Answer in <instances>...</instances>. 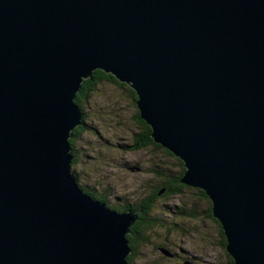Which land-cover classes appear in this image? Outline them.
Returning a JSON list of instances; mask_svg holds the SVG:
<instances>
[{
    "label": "water",
    "instance_id": "1",
    "mask_svg": "<svg viewBox=\"0 0 264 264\" xmlns=\"http://www.w3.org/2000/svg\"><path fill=\"white\" fill-rule=\"evenodd\" d=\"M96 70L135 91L234 264H264V0H0V264H128L140 213L71 171Z\"/></svg>",
    "mask_w": 264,
    "mask_h": 264
},
{
    "label": "rangeland",
    "instance_id": "2",
    "mask_svg": "<svg viewBox=\"0 0 264 264\" xmlns=\"http://www.w3.org/2000/svg\"><path fill=\"white\" fill-rule=\"evenodd\" d=\"M82 107L83 129L73 139L74 155L71 154L76 159V168L71 171L76 170V178L80 174L81 187H88L107 199L109 209L127 202L139 203L158 185L155 171H159V184L163 178L171 180L183 173L184 163L160 145L159 150L132 148L141 125L128 89L104 82ZM207 207L193 188L156 203L155 212L163 225L149 244L138 248L134 264H234L222 247L219 226L203 218ZM181 209L198 217L192 218L193 213L182 214Z\"/></svg>",
    "mask_w": 264,
    "mask_h": 264
},
{
    "label": "trees",
    "instance_id": "3",
    "mask_svg": "<svg viewBox=\"0 0 264 264\" xmlns=\"http://www.w3.org/2000/svg\"><path fill=\"white\" fill-rule=\"evenodd\" d=\"M104 82H112L119 84L120 87L123 89H128L129 95L131 97V100L133 101L134 104H136L137 101V95L135 91L130 89L129 87L127 88L126 84L120 83L116 78L113 77L111 74H106L101 70H96L94 71L90 78L85 80L82 84L80 92L76 96L75 103L82 109V104L85 103L90 97L95 93L99 87L100 84ZM137 107V106H136ZM136 118L139 121V124L141 125L140 131L137 133V135H134L135 139V144L132 146V148H139V149H144V148H150L154 147L157 148L158 150L161 148L158 144H156L153 139L151 138L152 130L151 127L148 126L146 122H144L141 117L140 113L137 109L136 112ZM83 129V127H78L76 128L75 131L72 132V137L69 141L70 147H71V153L73 152V145L74 141L73 139L79 136V131ZM130 150L128 147L126 148ZM74 155V152H73ZM74 157V156H73ZM182 165L183 163L176 158ZM72 170L73 168H76V159L72 160ZM73 173V177L76 180L78 186L83 190L85 194L88 196L92 197L94 200L101 201L102 203L107 204V199H105L102 196H99L96 191L88 188V187H81L79 184V179H80V174L78 178H76V170ZM185 173V169L183 170V173H181L177 178L171 179V180H166V178H163L162 182L159 184V171L158 172H153L154 177L156 178V182L158 179V185H155L152 187V190L147 192L145 196L140 200L139 203L136 204H129L128 202L123 204V206L120 207H113V209L117 212L123 213V212H134L140 213L139 219L134 222V224L130 227V233L127 235L126 239L128 241V247L132 251L131 255L127 258L128 264H134V256L136 255V251H138V248L142 245L149 244L151 239H153L152 236H155V234H158V228L159 226H162L163 223L159 219V215L155 212V205L158 202L161 201H167L168 199L180 195L183 190L188 189L192 190L190 187H186L181 183V179L183 178ZM196 195L200 197L201 200L206 202L208 205L205 213L203 214L204 219H210L214 221L220 228V235L222 238V247L226 249V238L224 236L223 230L221 228L220 223L213 217L212 214V204L209 200V198L206 196L205 192L199 189H195ZM109 207V206H108ZM180 210V209H179ZM182 214H188V213H193L192 218H197L194 212L188 211V210H182ZM152 237V238H151ZM232 260V259H231Z\"/></svg>",
    "mask_w": 264,
    "mask_h": 264
},
{
    "label": "bare ground",
    "instance_id": "4",
    "mask_svg": "<svg viewBox=\"0 0 264 264\" xmlns=\"http://www.w3.org/2000/svg\"><path fill=\"white\" fill-rule=\"evenodd\" d=\"M127 148V147H126ZM135 170H139L140 171V169H135Z\"/></svg>",
    "mask_w": 264,
    "mask_h": 264
}]
</instances>
